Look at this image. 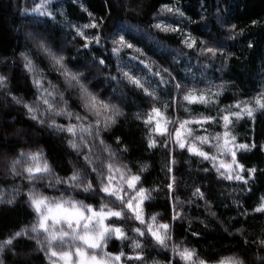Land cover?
I'll use <instances>...</instances> for the list:
<instances>
[{"label":"snow or ice","instance_id":"6c2138e0","mask_svg":"<svg viewBox=\"0 0 264 264\" xmlns=\"http://www.w3.org/2000/svg\"><path fill=\"white\" fill-rule=\"evenodd\" d=\"M79 7L87 15V23L73 24L68 21L66 13L54 0H33L31 6L32 13L50 18L45 19L43 24H36L28 36L35 40V55L46 59L51 70L57 73V82L47 78L36 64L31 51L20 52L19 58L36 89L34 99L29 101L15 95L9 87V77L0 74V92L4 93L5 99L11 105L23 108L37 125L61 134L70 154L76 158L74 162L69 161L70 174L61 176L42 150L20 151L10 157L5 154L6 174L14 178L22 177L28 183L25 185L27 192L22 193L20 188L14 187L11 198H0V203L11 205L16 196L22 195L32 210L34 220L0 240V264H4L6 252L12 257L22 255L14 249L23 243H30L35 252L43 253L49 264H148L144 254L145 244L171 252L164 262L153 260L152 264H179V261L184 264H246L245 259L237 256L221 257L214 261L203 258L195 248L186 246L183 241L177 242L173 237L171 222L186 216L183 210H177L178 206L202 201L206 209L211 207L206 192L200 186L193 187L186 201L180 200V185L174 174V153L178 149L207 161L211 167L203 168V172L214 171L218 180L239 182L242 191L251 192L249 184L254 181L258 169L246 167L241 162L244 156L238 157V153L264 151V144L239 142L232 126L234 121L243 119L255 122L257 113L264 115V90L248 99H236L223 108L217 107L216 115L198 113L193 116L185 106L187 115L181 117L176 113L178 103L218 106L225 85L209 81L202 89L197 88L195 83L188 87L176 80L169 68L151 61L144 48L139 46L144 40L158 43L151 31H143L141 40L137 41L126 31L115 27L106 28L105 15L96 16L83 4ZM114 10L113 0H107L105 13ZM57 11L72 30L71 39L62 44L55 39L56 30L53 26L59 23ZM24 12L26 14L28 9ZM165 15L179 17L180 20L166 23L161 19L150 25V28L157 30V34L179 35L184 49L195 53L197 57H203L206 62L199 64L202 80L206 79V73L213 67L215 59L220 58L222 65H226L228 54L224 51L223 43L211 33L207 34V39H201L185 30L187 24L200 22L186 17L179 0L161 5L157 16ZM215 19L221 22V26L230 24L228 39L243 35L244 30L238 31L236 25L227 19L219 15ZM201 20L205 21V26L211 23L203 16ZM252 23L255 25L257 21ZM129 27L141 31L135 25ZM74 41L78 44L77 53L84 50L86 59L83 64L69 67L71 61L64 53L71 51L69 45ZM108 44L110 48L106 47ZM248 47L253 45L248 44ZM98 51H109L120 61L131 53V60L142 65L147 75L137 74L133 71L134 66L125 63H117L114 66L116 75H112L109 58L97 55ZM182 54L186 56L188 52ZM172 58L176 59L175 56ZM9 61L11 64L16 62L7 58L0 60V63H4L7 68L10 66ZM105 73H108L105 79L115 82L117 87L112 88L111 95L102 96L89 85L93 79ZM149 77L158 79L153 81ZM125 89L138 92V98L146 106L143 111L133 114L147 129L146 147L162 148L168 154L163 188L157 185L150 188L144 186L142 177L148 166L124 162L129 147L120 137L112 138L109 143L108 134L125 116ZM73 98L79 110L73 107ZM58 118L66 123L58 122ZM206 125H218L221 131L208 133ZM16 134L20 135L19 130ZM259 171L264 175V169ZM41 181H46L48 188H56L58 195L50 196L38 191L36 185ZM57 186H61L62 191ZM161 191L170 201L171 222L168 223L158 221L160 213L146 212V202L150 203L154 199L153 194ZM80 196L83 199H78ZM233 203L242 208L238 201ZM257 213L264 215V196L258 198L251 213L244 209L240 215L246 217ZM211 214L216 215L215 212ZM128 221L133 223L129 224ZM129 232L133 234L131 237ZM237 232L243 236L242 229H237ZM192 235L197 236L198 233L192 232ZM113 239L122 243L130 241L128 246L132 254L126 253L123 248L117 252L108 251V244ZM242 242L249 243L246 239ZM252 243L258 252L264 253V238ZM14 264H27V261L16 260ZM252 264H264V255H256Z\"/></svg>","mask_w":264,"mask_h":264},{"label":"trees","instance_id":"16d2710c","mask_svg":"<svg viewBox=\"0 0 264 264\" xmlns=\"http://www.w3.org/2000/svg\"><path fill=\"white\" fill-rule=\"evenodd\" d=\"M67 15V20L73 24H83L88 22V17L81 12L79 5L83 4L90 12L96 16L105 15L106 28L128 32L130 37L141 40L143 31H151L156 35L158 43H150L144 40L139 44L144 48L151 61L161 67L169 68L172 76L188 87L195 83L197 88H205L209 81L216 85H225L223 95L219 97L218 106L212 105H185L177 104L176 113L181 117L186 116L184 107L189 108V112L195 116L198 113L204 115H216L217 107L223 108L232 104L236 99H248L258 91L264 90V0H179L186 17L200 23L187 24L185 30L192 32L194 36L207 39V34L211 33L225 45L224 51L228 54L226 65H222L221 59L217 58L213 62V67L206 73V79H201L199 64L205 63L203 57H197L193 52L184 49L180 43V36L173 33H158L151 29L150 25L163 19L166 23H174L180 20L179 17L171 15L157 16L163 3H171L172 0H113L115 10L105 13L107 0H54ZM33 0H0V60L12 58L15 64L5 67L0 63V74L9 77V87L17 96H22L26 100L34 99L36 89L32 85L31 76L23 68V62L19 58L22 51H31L38 67L45 73L48 79L57 82V73L51 70L49 63L43 57L35 55V40L29 38L28 33L33 32L36 24H43L45 18L31 12ZM28 9L25 14L24 10ZM219 15L227 19L231 24H235L237 30L243 29V35H237L235 39H228L227 32L230 24H223L215 17ZM205 20L211 21L205 26ZM59 23H54L56 30L55 39L58 43L70 40L71 29L64 22V17L56 13ZM253 21H257L253 25ZM135 25L141 31L130 29ZM248 44L253 47L249 48ZM77 42L69 45L71 51L64 54L71 61L69 67L83 64L86 56L84 50L77 53ZM110 48V44L106 45ZM188 52V55H183ZM97 55L109 58V69L112 75H116L115 65L125 63L134 66L133 71L140 75H147V70L143 69L137 61L131 60V53L117 60V57L109 51H98ZM176 57L173 59L172 57ZM74 58V59H73ZM187 74V75H186ZM108 73L98 76L90 82V87L98 91L102 96L111 95L112 88H116L115 82H108L105 77ZM153 81L157 77H149ZM123 87V85H121ZM130 87V86H129ZM163 87V86H161ZM215 90V89H213ZM127 96L123 110L125 116L111 130L109 143L112 138L120 137L129 147V152L124 157V162L130 165L146 164L148 170L143 173L144 186L150 188L153 185L163 188L166 182V163L168 154L162 148L149 149L146 147L147 129L140 120L134 118V113L143 111L146 107L141 103L138 92L125 89ZM76 108L77 101H71ZM76 110H79L76 108ZM171 114V109L169 110ZM58 122H64L58 118ZM208 133L221 131L218 125L205 126ZM233 133L239 142L264 144V115L257 113L255 122L243 119L234 121ZM19 130L20 135H17ZM197 134H204L198 132ZM42 150L45 157L55 166V171L64 176L70 174L71 164L75 161L74 155L70 154L66 143L62 140L61 134L50 129L42 128L33 122L23 108L11 105L0 92V198H11V191L14 187L20 188L22 193L27 192L25 185L28 183L22 177H12L7 173L5 167V154L9 157L20 151ZM243 155L241 160L246 167H256L258 169L254 181H250L251 192L242 191L239 182L222 181L216 178V173L202 171L205 167H211L207 161L190 156L186 151L174 153L175 166L174 174L180 185L179 198L186 201L194 186H200L210 202V209H206L202 201L194 202L191 205L184 204L178 206L177 210L186 213L184 219L176 222L170 221V201L166 200L164 191L154 193V199L147 204V213H160L159 222H171L172 234L177 242L183 241L190 248H195L201 257L217 260L221 257L237 256L245 259L246 264H252L256 255H264L257 251L254 240L264 238V215L255 214L241 216L242 210L246 209L251 213L253 206L260 196H264V175L259 169H264V151L253 150L247 153H238V157ZM134 171L136 168L133 169ZM37 190L46 195H58L56 188L46 187V181H41L36 185ZM62 191L61 186H57ZM83 199V196L78 197ZM233 201H238L242 208H238ZM88 201H85L87 203ZM215 212V216H212ZM34 220L32 210L29 208L24 197L16 196L13 204L0 203V240L5 239L10 233L19 230L21 227L29 225ZM189 221L191 222L189 224ZM132 224V221H128ZM227 229V231H225ZM243 230V236L237 232ZM192 232L198 233L193 236ZM131 237L133 234L128 233ZM248 240L244 244L243 240ZM130 241L121 242L113 239L109 242L107 250L117 252L121 248L132 254V249L128 246ZM14 251L22 253L18 257H12L7 252L4 257V264H14L16 260L27 261V264H49L43 253L35 252L30 243H23ZM145 258L148 264L153 260L164 262L166 257L171 256V252H165L160 248H154L145 244ZM178 259V258H177ZM135 264V262H133ZM179 264H184L179 261Z\"/></svg>","mask_w":264,"mask_h":264}]
</instances>
